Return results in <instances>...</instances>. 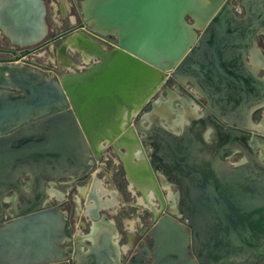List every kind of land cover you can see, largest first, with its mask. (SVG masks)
I'll return each instance as SVG.
<instances>
[{
  "label": "water",
  "instance_id": "water-1",
  "mask_svg": "<svg viewBox=\"0 0 264 264\" xmlns=\"http://www.w3.org/2000/svg\"><path fill=\"white\" fill-rule=\"evenodd\" d=\"M240 5L247 17L264 11V0ZM89 11L86 17L82 9L58 47L66 57L70 40L86 67L48 77L28 67L60 37L47 39L45 1L0 0V36L8 42L0 51L13 55L0 59V264H264V167L229 166L218 150L206 158L194 128L160 136L147 157L140 134L148 131L132 121L168 72L179 79L176 72L192 68L189 56L201 50L191 47L194 28L208 22L203 36L210 42L236 35L230 6L215 7L199 25L198 0H93ZM106 36L115 37L114 47L100 45ZM103 142L121 156L142 198L153 194L160 202L151 207L150 228L124 231L120 247L110 221L94 223L84 236L72 233L68 214L49 195L61 180L90 173ZM158 165L173 175L182 220L166 205ZM135 234L140 245L127 253Z\"/></svg>",
  "mask_w": 264,
  "mask_h": 264
},
{
  "label": "flooded vegetation",
  "instance_id": "flooded-vegetation-1",
  "mask_svg": "<svg viewBox=\"0 0 264 264\" xmlns=\"http://www.w3.org/2000/svg\"><path fill=\"white\" fill-rule=\"evenodd\" d=\"M241 1L227 0L223 1L222 4L229 5L232 10L230 32L236 35L221 36L218 41L210 42L207 37L203 36L208 22L201 28H194L196 36L191 47H198L201 50L197 54L194 53L189 56L192 68L176 72L179 79L168 72L160 89L145 101L134 114L132 121L140 122L143 129L148 131L140 134L150 146L149 152L146 147H143L147 157H150L149 153L152 152V146L157 145L158 139L161 140L160 136L162 138L163 135L169 133L180 136L189 128H194L192 134L201 144L206 158L218 150L222 154L223 161L229 166L255 162L264 167V132L254 127L264 119V63L260 66H254L251 56L254 52L259 59H264V11L257 10L253 17H247L245 9L240 5ZM235 4L237 7L234 6ZM71 11L75 16V23L72 24L68 21L69 27L65 28L63 33L80 23L73 10ZM49 35L47 39L55 37L52 34V29ZM61 38V36L57 38L54 43ZM112 40H115L114 36H106L101 41L107 45L106 49H110L113 47L110 43ZM209 44H213L217 50L212 51ZM7 48L8 46L6 47L3 42H0V49ZM45 48L47 47H43L42 50ZM10 57H13L11 53L0 51V59ZM234 78H237L239 82H235L236 79ZM236 86L240 88L239 92L235 91ZM160 93L169 97L168 103H161V110L153 103V100L161 95ZM175 102L185 108L188 102L193 103L196 106V112H191L190 115L186 111H178V108L172 106ZM166 109H173L178 113L182 112L180 113L181 116H189L187 122L181 124V128L176 127L177 133L167 131L158 124L156 114L159 113L165 119ZM104 152H106V158L103 157ZM138 156L140 157L141 154L138 153ZM95 160L96 165L93 164L90 173L96 168L100 160H104L106 167H112L114 183L119 186L124 185L126 197L132 196L133 198V204L123 211L125 217L128 219L137 218L135 229H149L153 218L151 207L153 206L156 210L160 207L158 198L149 194L144 200L141 193L132 187L125 172L124 162L112 147L111 142L101 144L99 157ZM134 160H138V157H135ZM158 168L163 169L166 174L161 175L159 173V179L158 173H155L159 184L162 186L166 205L182 220L183 216H180L176 211L178 188L172 182L174 180L173 175L167 169L165 170L163 165H158ZM82 179L78 182H82ZM26 181L27 178H25ZM64 181L66 180H61V183ZM66 187L63 183L55 186V190L61 194V198L51 196V200L52 205H59V208L68 214L72 233H74L73 229L76 227L75 207L79 204L83 209H86L85 200L80 197L77 203L72 199L71 194H65ZM34 192L32 194H40L37 191ZM139 199L141 202L138 201ZM7 206V204L4 205L5 208ZM163 213L164 211L159 212L160 215ZM86 214L82 213L77 223L79 228L88 230L92 223L85 220ZM119 221V229L124 228L121 216ZM98 228L94 227V229ZM120 242L125 244L127 241L120 239ZM137 245H140V239L138 234H135L127 253L134 252Z\"/></svg>",
  "mask_w": 264,
  "mask_h": 264
},
{
  "label": "crops",
  "instance_id": "crops-1",
  "mask_svg": "<svg viewBox=\"0 0 264 264\" xmlns=\"http://www.w3.org/2000/svg\"><path fill=\"white\" fill-rule=\"evenodd\" d=\"M68 3H69V5H66L65 3H63L64 4V6H63V4L59 0H52L51 7H52V10H53L55 16L57 14L58 15L61 14L62 19H68V21L72 23L71 17L74 18V15L71 14V3L69 0H68ZM63 7L65 8V10H68V11H66L65 14H63V10H62V9H64ZM0 39H3V38H1V36H0ZM54 45L55 44H50L48 46L47 50H44L42 53H38L35 57L42 56L46 51H50V52L53 51ZM66 51L74 52L76 50H75V48H68ZM54 52H53V54L55 55L54 57L56 58V61L55 62L50 61L51 63H53V68H49V69L47 68L48 69L47 70L45 68L46 67L45 65L38 64L36 67H33V69H35L36 71H38V72H40L43 75L48 76V77H55V76L60 75L61 73L60 74L56 73L57 72L56 69L58 68V60H57L58 55L56 56L57 51L55 52L56 54ZM49 60H50V58H49ZM74 65H75V68H74L75 70L86 67V63L84 62L83 59L81 60V62L78 65L77 64H74ZM43 69H46V73L44 72ZM65 69L67 70V68H65ZM168 99H169L168 95H162L161 94L159 97H157L153 100V103L155 104L157 101H160V102H158V105H156V107L159 108V110H161L162 109L161 103H168ZM172 106L174 108H178V111H183V112L186 111V113L188 112V114H190L191 112H196V106L190 102L187 103L186 108L178 105V102H175L174 104H172ZM170 112H172L173 114ZM180 113H182V112H180ZM180 113H178L176 110H173V109H166V113L164 115L165 119L159 113L156 114V119L158 121V124L161 127H163V129L177 133L176 127L181 128L182 127L181 124L187 122L186 120L189 118V116H181ZM188 114H186V115H188ZM167 115L171 116L170 120L168 119ZM112 170H113L112 167H106L104 160H100L97 163L96 168L91 172L89 181L93 180V178L95 177L96 179L101 180L102 184H104L108 187L113 185L117 189V191H118L117 196H118V201H119L117 210L115 212H110L109 210L99 209L98 215L96 217H91V215L89 213H87L84 218L86 221H91V223H92L91 226H93V224L95 222L100 224V222H102V221H104V222L110 221L112 229L115 230V234L112 235V242L115 245H117L118 247H120L121 245L124 244V243L120 242V238L124 237L123 232L126 231L129 234L133 235L134 232L137 230V229H135V224H136L137 218L135 217V218L129 219L132 221L131 224L126 221V220H128V218L125 217L123 211H124V209L127 210L128 207L133 204V200H132L133 198H132V196L127 197V199L124 198L123 194L121 193L122 191L119 190L117 184H115L114 181L112 180ZM89 181H88V183H89ZM62 183L65 185L69 184L65 189V194L66 193L71 194V197L73 200L76 201V198L83 197L80 193V189L82 187H84L85 184H83L82 182H71L69 180H66ZM88 183L86 185H88ZM129 187L131 189L130 185H129ZM131 191L133 192V190H131ZM95 193L98 194L97 191H95ZM84 200H85V198H84ZM75 208H76V211L74 213V217L76 218V222H75L76 227H75V229H73L74 234L78 235V236H84L88 232V230L79 228L78 223H77L78 220H80L81 214L84 212L78 210L77 207H75ZM122 208H123V210H122ZM120 216L122 217V221L124 223V228H122V229H119L120 228L119 227L120 226V221H119ZM80 223L82 225H84V223H82L81 221H80ZM100 228H102V225H100V227L98 229H95V232L103 229V228L102 229H100Z\"/></svg>",
  "mask_w": 264,
  "mask_h": 264
},
{
  "label": "bare ground",
  "instance_id": "bare-ground-1",
  "mask_svg": "<svg viewBox=\"0 0 264 264\" xmlns=\"http://www.w3.org/2000/svg\"><path fill=\"white\" fill-rule=\"evenodd\" d=\"M59 1L62 4L65 3L66 5H69L68 0H59ZM92 1L93 0H86L82 4V9H83V12H84L86 17L89 15V12H90L89 6H90ZM223 1L224 0H198L200 12L195 13V15H194V18L196 19L195 24L199 25L202 17L208 16V14H210L214 10L215 7H218L220 4H222ZM63 6H64V4H63ZM62 10H63V14H65L66 11H68V10H65V8ZM71 19H72V22L74 23L75 17L74 18L71 17ZM89 21L93 22L91 20H89ZM99 30L101 32H104V33H106V32L114 33V30L110 29V28H101ZM68 48H74L72 46L70 40L65 42V49H68ZM56 51H57V55H58V57H57L58 58L57 59L58 65L63 66L67 69L74 68L73 62L64 58L58 52V49ZM251 56H252V64L254 66H260L264 63V59L263 60L259 59L254 52H252ZM49 58H50V61H52V62L56 61V58L53 56H49ZM158 102H160V101H157L155 103V105H158ZM170 113H172V112H170ZM170 117L171 116H168L169 120H170ZM254 127L257 130L264 132V119L260 123H257ZM95 191H97L98 194H96ZM80 193L85 198L86 209H83V208L80 209L78 207V210H80L84 213L97 215V210H99V209L109 210L110 212H115L117 210L118 202H119L118 196H117L118 191L113 185L108 187V186L102 184L101 180H98L94 177L93 180L89 181L88 185H85L84 187H82L80 189ZM49 195L50 196H56V197L61 196V194L58 193L54 188L49 189ZM92 195H94V196H92ZM90 197H91V199H90ZM76 201L78 203V198H76ZM138 201L141 202L140 199ZM77 206H79V204ZM138 209H140V207H138ZM126 221L130 224L132 222L129 219Z\"/></svg>",
  "mask_w": 264,
  "mask_h": 264
},
{
  "label": "rangeland",
  "instance_id": "rangeland-1",
  "mask_svg": "<svg viewBox=\"0 0 264 264\" xmlns=\"http://www.w3.org/2000/svg\"><path fill=\"white\" fill-rule=\"evenodd\" d=\"M45 1V4H46V7H47V14H46V23L48 25V34H47V38L50 36V30L52 29V34L55 35V36H61L62 38L59 39L56 43H53L55 44L54 45V50L53 51H46L42 56L40 57H34L33 61H34V64L28 66V67H36L38 64H43L45 65L46 69L48 68H53V63L50 62L49 60V56H55L53 54V52L58 49L60 43H61V40L65 39V35H64V31H65V28L69 27V23H68V19H62L61 18V14L60 15H54V12L52 10V7H51V3H52V0H44ZM70 3H71V10H73L74 14L76 15V17L79 19V21L82 20V18L84 17V15L81 13L82 11V7H81V4L80 2L83 1V0H77V3H75L73 0H69ZM224 1H227V0H224ZM223 4V3H222ZM220 4V5H222ZM234 6L237 7V4H235ZM71 14H72V11H71ZM186 22L188 24H192L194 23V20L192 19V17L190 16H187L186 17ZM3 43L4 45L7 47L8 46V42L7 40H3ZM48 48V47H47ZM47 48L43 49L40 51V53H42L44 50H47ZM54 52V53H55ZM56 54V53H55ZM57 56V54H56ZM64 58H67L68 60H70L71 62H73L74 64H79L82 60V56L81 54L78 52V51H66V57ZM46 69H43L44 72L46 73ZM47 69V70H48ZM57 70V74H60V73H64L66 71V69L63 67V66H59L58 65V68L56 69ZM257 123V122H256ZM93 164L96 165V160L93 162ZM90 179V175H87L85 176L83 179H82V183L83 184H87L88 181ZM119 190L122 191L121 193L123 194L124 198L127 199L126 195L124 194V185H117ZM77 209L78 207L81 209L82 207L79 205V206H76ZM123 210V208H122ZM126 210V209H124ZM118 218V217H117Z\"/></svg>",
  "mask_w": 264,
  "mask_h": 264
},
{
  "label": "built area",
  "instance_id": "built-area-1",
  "mask_svg": "<svg viewBox=\"0 0 264 264\" xmlns=\"http://www.w3.org/2000/svg\"><path fill=\"white\" fill-rule=\"evenodd\" d=\"M74 17H75V16H74ZM104 39H105V37H104L102 40H104ZM115 41H116V39L110 41V43L113 45V47L115 46ZM0 42L2 43L3 40L0 39ZM99 43H100V45H102V47H104V48L107 47V45H106L104 42L100 41ZM95 60H96V59L94 58V59H92L90 62L95 61ZM90 62H89V63H90ZM86 65H87V64H86ZM83 68H84V67H83ZM81 69H82V68H81ZM103 157L106 158V152L103 153Z\"/></svg>",
  "mask_w": 264,
  "mask_h": 264
}]
</instances>
